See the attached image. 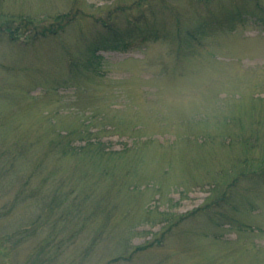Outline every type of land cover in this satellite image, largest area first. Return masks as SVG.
<instances>
[{
	"label": "rangeland",
	"instance_id": "obj_1",
	"mask_svg": "<svg viewBox=\"0 0 264 264\" xmlns=\"http://www.w3.org/2000/svg\"><path fill=\"white\" fill-rule=\"evenodd\" d=\"M139 1L0 0V264H264V23L186 43L237 0H175L164 39L93 52ZM28 176L40 197L13 206Z\"/></svg>",
	"mask_w": 264,
	"mask_h": 264
},
{
	"label": "trees",
	"instance_id": "obj_2",
	"mask_svg": "<svg viewBox=\"0 0 264 264\" xmlns=\"http://www.w3.org/2000/svg\"><path fill=\"white\" fill-rule=\"evenodd\" d=\"M173 1L175 0H140L135 6L133 5L132 7L122 9L121 14L117 11L110 13L107 17V21H103V32H95L94 42L89 44V48H93L92 50L95 53L100 51H129L149 41L164 39L167 33L164 30V25L161 27V25L155 21V7L157 5L158 10H165L164 8H168L171 10L170 12L178 13L175 10V7H173L171 4ZM214 5H217V3H214ZM206 7L210 8L212 6L210 3H208ZM147 9L150 10L147 11ZM207 13V16L202 17V21L195 29L186 32V37L188 39L186 43L200 44L205 37L209 36L214 31L223 29L224 27L233 28L239 24L245 25L248 18L251 17L255 18L256 20L258 19L257 21L259 22L264 23V6L260 4L259 0H237L233 4L230 3L229 6L221 3L218 9L209 10ZM66 18H68L66 21L67 26L73 20L71 19L70 14L51 18L50 20H52V22L50 21V23L44 24L36 23L34 19L29 18H24L23 20L19 21L13 20L11 27H8L6 30L12 40L21 38V36H25V44H28L29 42L31 43V25H34L35 28L41 31L40 35L43 38H48L49 36L55 35L57 32L53 30L56 26L50 27L49 25H57V23H59L61 20L65 21ZM14 22L21 23V26L13 27ZM181 28V23L176 21L175 29L177 30V33L180 34ZM64 29L65 27L63 25L62 29L60 30L63 31ZM65 137L66 136L63 138ZM63 145V150H67V147H71V144ZM104 152H106V149ZM19 153V151H10L8 152V155L13 154L11 157L13 158L14 156H18ZM1 166L2 168L0 167V175H3L7 172V170L10 169L11 162L6 160V162H3ZM31 178V176H28L23 180L19 190V195L17 200L14 201L13 206L18 205L19 198L33 199L40 197V190L33 189L31 187ZM225 197V201H227L228 195ZM62 204L63 203L60 201L58 196H54L53 198L49 199L48 213L51 215L56 209L61 208ZM4 212L5 211H0V218L5 216L6 212ZM70 216L71 215L68 212L64 214L62 213L61 218H69ZM220 216L229 220L232 219L229 214H226L223 211L220 212ZM45 218L46 217L44 216H39L37 220L44 219L45 221Z\"/></svg>",
	"mask_w": 264,
	"mask_h": 264
}]
</instances>
